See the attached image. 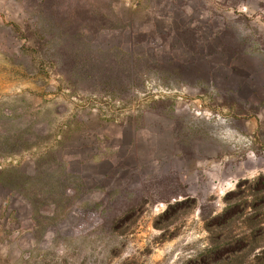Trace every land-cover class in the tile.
Segmentation results:
<instances>
[{
	"label": "rangeland",
	"instance_id": "1",
	"mask_svg": "<svg viewBox=\"0 0 264 264\" xmlns=\"http://www.w3.org/2000/svg\"><path fill=\"white\" fill-rule=\"evenodd\" d=\"M96 1L67 69L0 0V264H264V0Z\"/></svg>",
	"mask_w": 264,
	"mask_h": 264
},
{
	"label": "trees",
	"instance_id": "2",
	"mask_svg": "<svg viewBox=\"0 0 264 264\" xmlns=\"http://www.w3.org/2000/svg\"><path fill=\"white\" fill-rule=\"evenodd\" d=\"M16 5L23 7L24 10L30 12L33 17L36 36L40 39H46L49 44L58 43L60 48L57 49L58 55L63 59L66 68L70 69L74 63L73 54L79 49L83 52H90L91 35L101 27L110 26L117 28L124 26L123 18L116 11L110 13V17H92L91 9L84 8L87 0H13ZM96 3V0H92ZM114 3H119L121 0H112ZM86 13V14H85ZM88 13V14H87ZM15 32L19 33V39L24 38V35L19 29V26L11 23ZM201 32L193 33L190 31L185 36V44L191 50H197L199 43L198 39ZM26 38V37H25ZM77 49V50H76ZM75 50V51H74ZM126 56V53H123ZM83 60V59H81ZM85 61L77 64L80 72L87 70ZM127 72V68L125 69ZM125 72V73H126ZM113 78L108 80L111 83ZM264 180V176L259 178Z\"/></svg>",
	"mask_w": 264,
	"mask_h": 264
}]
</instances>
